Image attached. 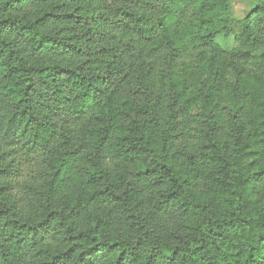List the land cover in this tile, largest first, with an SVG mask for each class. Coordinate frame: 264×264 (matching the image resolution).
Segmentation results:
<instances>
[{
  "label": "trees",
  "instance_id": "1",
  "mask_svg": "<svg viewBox=\"0 0 264 264\" xmlns=\"http://www.w3.org/2000/svg\"><path fill=\"white\" fill-rule=\"evenodd\" d=\"M112 1L0 0V264H264V0Z\"/></svg>",
  "mask_w": 264,
  "mask_h": 264
},
{
  "label": "rangeland",
  "instance_id": "2",
  "mask_svg": "<svg viewBox=\"0 0 264 264\" xmlns=\"http://www.w3.org/2000/svg\"><path fill=\"white\" fill-rule=\"evenodd\" d=\"M95 4H97L103 11H107L111 7L114 6V2L112 0H93ZM229 5L231 8V16L233 19L237 22L242 21L246 16L250 14L253 9L256 8L258 5L257 0H229ZM239 26L235 25L233 28L234 35H231L229 37H223L219 36L217 38V43L220 47V49L227 53V57H223V62L222 66L229 67L232 66L230 62V54H232L233 51L237 50V44L235 41V34L239 30ZM257 60H253L254 62H257L261 65V67L264 68V50L261 49L256 55ZM220 59V58H219ZM232 59V58H231ZM221 60V59H220ZM233 60V59H232ZM153 65L151 61L147 58H145V64L146 67L149 68L152 66V72H150L151 75V81H152V88H157L159 87V83L163 78H165V72H164V65L161 63L160 60H155L153 61ZM216 63L220 65V61L218 60V57L216 59ZM239 73H242L240 71ZM238 73V74H239ZM237 74V76H238ZM231 82H233L232 77L229 76L227 79L226 77H222L218 79V84L216 87H218V92L215 96V101L214 103L217 104V107L220 110L226 111L228 113L229 108L232 107L233 102H237L238 108H242L245 111L250 110V108L253 107H258L260 105H264V81H257L255 79H250L248 81V84H253V93L254 95L245 92V87L243 85H239L237 87L232 88L233 94H226V95H221V90L226 91L227 87L231 89ZM162 86V85H160ZM241 90V91H240ZM218 109V110H219Z\"/></svg>",
  "mask_w": 264,
  "mask_h": 264
}]
</instances>
